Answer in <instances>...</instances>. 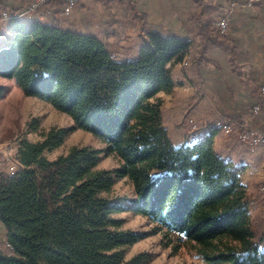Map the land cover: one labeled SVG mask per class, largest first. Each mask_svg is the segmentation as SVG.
<instances>
[{"label": "trees", "instance_id": "16d2710c", "mask_svg": "<svg viewBox=\"0 0 264 264\" xmlns=\"http://www.w3.org/2000/svg\"><path fill=\"white\" fill-rule=\"evenodd\" d=\"M190 1L200 12L211 5ZM101 3L118 16L104 34L128 42L137 34L139 51L116 59L98 35L64 25L63 0L32 14L23 8L22 16L0 7V15H11L0 23V78L65 113L72 129L95 136L120 162L98 170L100 152L88 147L49 161L44 153L59 148L68 132L56 127L40 134L41 142L21 141L13 158H0V222L7 231L0 264H144L142 254L124 258L123 249L141 236L122 231L114 217L127 209L108 198L117 179L130 182L133 211L157 226L165 245L192 246L203 264H264V231L252 218L243 167L214 149L215 132L177 147L163 123L158 95L173 89L169 65L182 63L195 40L152 25L133 0ZM200 27L192 34L235 58L224 31ZM5 93L0 85V100ZM223 239L236 246L222 248Z\"/></svg>", "mask_w": 264, "mask_h": 264}, {"label": "crops", "instance_id": "0c3cea01", "mask_svg": "<svg viewBox=\"0 0 264 264\" xmlns=\"http://www.w3.org/2000/svg\"><path fill=\"white\" fill-rule=\"evenodd\" d=\"M206 1L211 5L202 12L190 0H134V3L152 25L170 31L173 37L202 42L205 36L192 32L199 26L206 28L223 12L232 10L226 36L235 46V58L220 47L203 44L200 50L197 42L193 43L182 63L169 65L173 89L159 97L173 96L168 97L170 102H165L162 112L169 115L171 127H165L174 146L192 141L191 136L186 138L185 129L189 123H199L204 135L215 132L214 149L224 159L242 166L243 185L253 188V184H264V146L250 148L238 133L251 130L264 134V112L255 110L260 102L259 91L264 87V0L254 4L248 0ZM26 3L27 0H0V7L23 13L21 9L26 8ZM211 8L216 11L212 13ZM101 17L107 19V16ZM80 23V32L91 33L82 26L83 21ZM140 48L141 45L136 50ZM184 63L183 71L181 64ZM184 91L189 93L185 95ZM167 107H170L169 113ZM225 124L232 125L233 129L235 126L234 134L224 133ZM6 237L7 231L0 222V242H6Z\"/></svg>", "mask_w": 264, "mask_h": 264}, {"label": "rangeland", "instance_id": "374dc122", "mask_svg": "<svg viewBox=\"0 0 264 264\" xmlns=\"http://www.w3.org/2000/svg\"><path fill=\"white\" fill-rule=\"evenodd\" d=\"M81 1L82 0H79L78 4L74 5L68 16H65L63 13L59 15V18L63 21L64 25H69L75 28L77 27L79 29L81 24L80 22L83 21L82 26H85L91 33L98 35L116 59H124L128 57L131 52L139 48L140 41L137 34L135 36L133 35L131 37V41L129 42L125 40L123 41L124 38L122 37V39L120 37L119 39L117 37L106 36L104 34L105 23L112 18V15L115 18L118 17L115 16L116 11L114 8H105L101 3L103 0H84V2L82 1L83 3ZM111 1L113 2L114 0ZM28 6L29 3L24 5L27 9ZM43 6H40L39 8ZM227 11H229V9ZM26 12L29 13L28 10ZM206 13L209 14L208 12ZM224 13L225 12H223L222 15ZM9 14V11L2 12L0 15V23L1 21L8 19L11 16ZM15 15H20V12L13 14V16ZM101 16H107V19L104 20V17ZM217 23H215V21L210 22L205 28L206 32H214V29H220L227 34L229 25L227 24L226 28L222 29L217 25ZM196 42L197 47H199L200 50H203V44H206V46L210 48L213 47L206 39L204 42L197 39L195 44ZM185 65V63L181 64L183 71ZM0 85L6 87L5 96L0 100V158L4 160L13 158L21 141L26 140L33 143L41 142L42 137L40 134L56 127L67 129L68 132L64 137L63 144L59 148L52 151H46L44 153L45 158L49 161L56 160L60 156L66 155L72 147H88L100 152L99 162L97 165L98 170H115L120 166V162L114 156L108 155L104 152V144L95 136L80 129H72L74 127V123L65 113L56 110L50 104L38 98L25 96L13 81L0 78ZM184 93L187 95L189 92L184 91ZM169 96V94H163L161 98L159 97L161 100L163 99V105L165 102H170V99H168ZM260 107L261 105L259 102L258 106L255 108L256 112H260ZM169 108L170 107H167L166 109L168 113ZM171 110H173V108ZM162 117L165 118L163 120L164 126L166 125L167 128H170L169 115H163L162 112ZM217 124L222 126L220 123ZM33 126L37 129L36 132H31V128ZM228 126H230V131L227 133V131L222 129L224 133L226 135L234 134V130H236L235 126L234 129L232 125L228 124ZM223 127L225 128L224 125ZM202 128L203 127L201 125L199 127V123H189L188 129H185V134H189H187L186 138L191 136L192 141L201 138L204 133L198 134V137H195L194 132L201 131ZM244 131L238 133V137H240L241 141L247 143L241 138ZM173 138L177 139L179 137L173 136ZM247 145L250 148H253L248 143ZM9 167L6 170L7 173ZM243 177L244 172L242 176V183L244 180ZM252 187L253 188L247 187L255 204L252 218L255 221L257 231L263 232L264 205L259 192L261 185L253 184ZM108 198L112 202L122 204L127 208L124 212L114 215L115 218L123 221L121 230L130 231L141 236V238L134 242L131 246L123 249L125 260H129L138 254H142L146 258L144 264H203L201 257L192 246L185 245L183 247H176V245H165L163 235L160 231H158L159 229L157 226L150 222L147 218L137 215L133 211L131 201L134 199V193L133 188L127 179H117ZM218 243L219 246H222V248H225L226 246H236L235 242L227 239L218 241ZM262 246H264V243Z\"/></svg>", "mask_w": 264, "mask_h": 264}, {"label": "built area", "instance_id": "2783aa9c", "mask_svg": "<svg viewBox=\"0 0 264 264\" xmlns=\"http://www.w3.org/2000/svg\"><path fill=\"white\" fill-rule=\"evenodd\" d=\"M56 0H28L29 6H28V12L29 13H34L40 6L46 5V4H52ZM65 2V6L63 9V14L65 16H68L74 5L78 4L79 0H63ZM261 0H248L249 3H257L260 2ZM26 10V11H27ZM22 16V14L20 13ZM230 17V11H225V13L219 18V21L217 25L221 27L222 29L226 28L228 24V20ZM261 96L264 99V87L261 88ZM225 131H230V126L228 124H225ZM204 133V131H195L194 135H198ZM241 138L246 141L251 147H256V146H264V134L254 132L251 130H245ZM15 172V167L10 166L8 169V175L12 176ZM261 198H262V203L264 205V184L261 185V189H259Z\"/></svg>", "mask_w": 264, "mask_h": 264}, {"label": "bare ground", "instance_id": "6f19581e", "mask_svg": "<svg viewBox=\"0 0 264 264\" xmlns=\"http://www.w3.org/2000/svg\"><path fill=\"white\" fill-rule=\"evenodd\" d=\"M195 137H198V135H194Z\"/></svg>", "mask_w": 264, "mask_h": 264}]
</instances>
